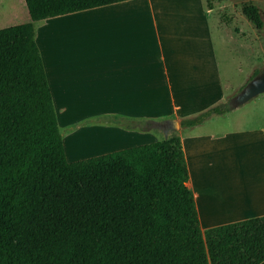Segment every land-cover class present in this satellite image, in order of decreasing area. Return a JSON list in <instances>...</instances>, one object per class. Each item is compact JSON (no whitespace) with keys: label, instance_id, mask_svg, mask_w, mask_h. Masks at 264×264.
I'll use <instances>...</instances> for the list:
<instances>
[{"label":"trees","instance_id":"trees-1","mask_svg":"<svg viewBox=\"0 0 264 264\" xmlns=\"http://www.w3.org/2000/svg\"><path fill=\"white\" fill-rule=\"evenodd\" d=\"M125 1L23 0L30 22L0 29V264L262 263L264 216L201 232L177 134L67 162L33 23Z\"/></svg>","mask_w":264,"mask_h":264},{"label":"crops","instance_id":"crops-1","mask_svg":"<svg viewBox=\"0 0 264 264\" xmlns=\"http://www.w3.org/2000/svg\"><path fill=\"white\" fill-rule=\"evenodd\" d=\"M211 13L205 0H130L49 18L43 44L35 39L58 126L89 141L81 148L91 151L73 158L62 138L67 162L177 134L202 233L264 216V110L257 96L230 107L250 79L227 102ZM243 104H253L262 124H243L240 113L233 115ZM219 105L228 111L180 127ZM87 120L100 125H82ZM165 121L178 128L155 127Z\"/></svg>","mask_w":264,"mask_h":264},{"label":"rangeland","instance_id":"rangeland-1","mask_svg":"<svg viewBox=\"0 0 264 264\" xmlns=\"http://www.w3.org/2000/svg\"><path fill=\"white\" fill-rule=\"evenodd\" d=\"M208 2V7L212 10L210 25L213 46L219 65L221 82L225 95L228 96L227 102H229L235 96H230L231 94L237 92V89L242 87L255 73L261 74L264 71V0H208ZM245 2L254 3L259 7L263 22L261 30L256 31L240 13V6ZM47 20L49 19L33 23L35 39L40 36L42 44L46 39V34L43 32L46 30ZM28 22L30 20L23 0H0V29ZM219 31L224 33V37ZM257 97H259V103L264 110V93ZM252 105L242 106L233 115L240 113V116L243 117V124H262L258 115L255 117L252 115L250 110V107H254ZM82 125L100 124L98 121L87 120ZM109 125L120 127L112 122H109ZM74 130L68 125L59 127L62 138L67 140L66 143L71 149L70 155L72 154L73 158L86 156L91 150L83 149L81 146L86 145L89 141L84 139L80 142L79 136H77L78 132L73 133ZM78 159L81 160L82 158ZM244 170L250 171L249 168Z\"/></svg>","mask_w":264,"mask_h":264},{"label":"water","instance_id":"water-1","mask_svg":"<svg viewBox=\"0 0 264 264\" xmlns=\"http://www.w3.org/2000/svg\"><path fill=\"white\" fill-rule=\"evenodd\" d=\"M264 93V71L249 81L242 89L240 95L232 101L230 107H235L236 104L246 102L260 94ZM155 127L167 130V128H178V125L174 121H165L163 123H156Z\"/></svg>","mask_w":264,"mask_h":264}]
</instances>
